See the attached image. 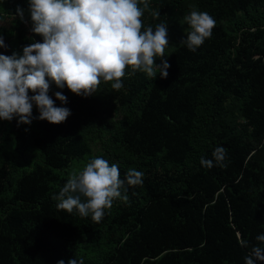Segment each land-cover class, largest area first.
<instances>
[{
    "label": "trees",
    "instance_id": "obj_1",
    "mask_svg": "<svg viewBox=\"0 0 264 264\" xmlns=\"http://www.w3.org/2000/svg\"><path fill=\"white\" fill-rule=\"evenodd\" d=\"M149 1L147 27L207 12L216 20L211 38L193 53L178 31L165 79L126 67L120 90L102 82L89 97L53 83L48 95L71 112L59 125L0 120V264H244L264 233V0ZM17 7L31 27L28 0H0L6 56L42 42ZM90 140L97 147L86 163L102 157L121 179L129 169L144 173L100 223L54 199ZM218 146L226 167L202 166Z\"/></svg>",
    "mask_w": 264,
    "mask_h": 264
},
{
    "label": "clouds",
    "instance_id": "obj_2",
    "mask_svg": "<svg viewBox=\"0 0 264 264\" xmlns=\"http://www.w3.org/2000/svg\"><path fill=\"white\" fill-rule=\"evenodd\" d=\"M28 13L30 31L42 37V42L24 46L22 55L0 54V120L17 118L18 125L31 124L33 118L53 125L65 122L71 112L55 106L48 95L53 83L58 89L66 86L74 95L89 97L102 82L111 81V88L120 90L126 67H130L129 74L140 71L151 79L157 73L161 79L168 76L170 65L163 59L169 45L167 24L159 23L155 30L145 27L137 0H28ZM16 16L24 22L23 9L17 7ZM184 21L186 38L180 43L195 53L211 38L216 20L207 12L193 10ZM0 47H5L2 36ZM156 59L161 63L156 64ZM55 98L61 104L67 103L60 91ZM33 107L38 112L36 117L32 115ZM226 154L227 149L218 146L212 152L213 159L201 157L200 164L206 168L226 167ZM143 178L142 171L129 169L121 179L117 164L96 157L69 175L54 197L56 207L100 223L115 200L127 201V195L122 194V190L127 191L125 184L141 186ZM255 240L257 244L244 257V264H264V233ZM239 243L249 247L246 240ZM68 264H77V260L69 259Z\"/></svg>",
    "mask_w": 264,
    "mask_h": 264
},
{
    "label": "rangeland",
    "instance_id": "obj_3",
    "mask_svg": "<svg viewBox=\"0 0 264 264\" xmlns=\"http://www.w3.org/2000/svg\"><path fill=\"white\" fill-rule=\"evenodd\" d=\"M138 6L143 9V15L141 17L143 25L147 27L145 16L148 12H154L153 8L154 6L150 3L149 0H137ZM147 5V7H145ZM187 13H184L182 16L178 15L179 19V24L174 25L172 24L171 27L168 29V40H169V45L166 47L165 51L171 50L173 44L177 42L178 39V31L181 33H184L187 30V25L184 21V17L187 16ZM24 26L25 28H30L29 26V20H28V15H24ZM21 32H23L21 28ZM156 64H158L157 61H155ZM3 126V124L0 122V128ZM89 140V139H88ZM97 147L96 142H92L91 140L88 141V153L85 156L86 160L81 161L82 164H74L72 168L74 170H78L79 168L83 167L86 164V161L88 160L89 157L92 156V154L95 152V149ZM73 170V171H74Z\"/></svg>",
    "mask_w": 264,
    "mask_h": 264
}]
</instances>
